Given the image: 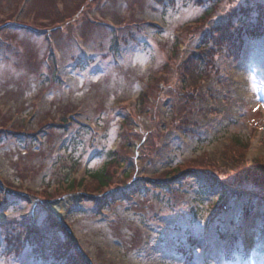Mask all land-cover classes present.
<instances>
[{
    "label": "rangeland",
    "instance_id": "obj_1",
    "mask_svg": "<svg viewBox=\"0 0 264 264\" xmlns=\"http://www.w3.org/2000/svg\"><path fill=\"white\" fill-rule=\"evenodd\" d=\"M248 13L264 0H0V264H264V174L240 175L264 166V33L205 35Z\"/></svg>",
    "mask_w": 264,
    "mask_h": 264
},
{
    "label": "trees",
    "instance_id": "obj_2",
    "mask_svg": "<svg viewBox=\"0 0 264 264\" xmlns=\"http://www.w3.org/2000/svg\"><path fill=\"white\" fill-rule=\"evenodd\" d=\"M157 2H160L161 0H155ZM54 7H56V4L54 2ZM262 15V14H261ZM245 17H240L238 19L237 22L231 23V21L229 20H220L219 22H217L216 24L212 25V22H210L211 26H209L210 28L212 27L213 30H217V32H213L211 34H205V35H210L211 37L209 38V40L212 39L213 37V41L215 40V36L216 35H223L225 36V38L229 39V43L227 42L228 40H225L224 43H227V45H231L233 47H240L241 44L243 43V41L245 40V38L248 39H253V38H259V36H261L264 33V22L260 23L259 20H257V18L253 19L250 17V13L244 15ZM264 16V15H262ZM255 20V21H254ZM235 34V39L231 38L232 35ZM238 36V37H237ZM124 38V37H123ZM224 38V37H222ZM218 39V38H217ZM217 39L215 40V44L220 46L217 41ZM224 40V39H223ZM232 40V41H231ZM208 41H205V43L203 45L199 46V50L201 52L204 53H211L212 56L213 54H216V47L214 43H211L213 45H208ZM211 56V58H212ZM202 61V59H201ZM194 74V73H193ZM205 92L204 90L201 92V94ZM191 95L189 93L185 94V96H181L180 95V99H181V107L185 108L184 113L189 114L188 113V109H187V102L191 101ZM65 117H63V122H65ZM115 155H113V159L110 161L111 165L118 163V161L115 159V156L117 155L116 153H114ZM242 171L244 173H241L240 175H247L245 177H247V179H255L258 178L257 176L260 174H264V166L262 165H254V167H249V166H243L242 167ZM107 172L108 170L103 169L100 171H94L92 172V179L98 183V185L100 187H106L109 181L108 176H107ZM241 172V171H240ZM238 172V173H240ZM206 180L212 182L211 178H209L208 176H206ZM264 226V225H263ZM221 238H222V242L224 243V249L226 252H228V256L226 260H233L232 258H234L235 255V250L237 247V240L238 238H236L235 236H233V234H229L227 232H224L221 234ZM23 241H21L22 243ZM70 246V245H69ZM8 248H13L15 249V247H8ZM17 249H19V251L22 249V247H17ZM50 257V256H48ZM52 260H56V264H69L64 260H58L55 259V257H52ZM74 263L73 264H89V261L87 260V258L80 252L77 251V253H74Z\"/></svg>",
    "mask_w": 264,
    "mask_h": 264
},
{
    "label": "bare ground",
    "instance_id": "obj_3",
    "mask_svg": "<svg viewBox=\"0 0 264 264\" xmlns=\"http://www.w3.org/2000/svg\"><path fill=\"white\" fill-rule=\"evenodd\" d=\"M57 209H58V214H62V213H64V209H65V207H64V203H60L58 206H57Z\"/></svg>",
    "mask_w": 264,
    "mask_h": 264
}]
</instances>
